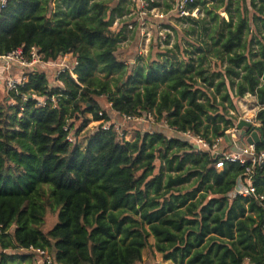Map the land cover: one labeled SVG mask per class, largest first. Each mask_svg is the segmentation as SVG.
<instances>
[{"label": "trees", "instance_id": "1", "mask_svg": "<svg viewBox=\"0 0 264 264\" xmlns=\"http://www.w3.org/2000/svg\"><path fill=\"white\" fill-rule=\"evenodd\" d=\"M161 1L170 11L174 0ZM213 1L202 19L174 13L190 23L187 37L199 29L206 39L188 41L191 50L150 51L131 66L117 48L126 26L140 36L139 27L133 20L111 29L131 12L127 0L8 1L0 55L36 48L49 62L70 54L76 77L61 73L52 88L45 73L29 69L17 93L0 90V264H35L22 251L31 247L62 264H140L149 246L173 264H264V164L254 170L255 194L243 197L234 190L248 164L224 160L218 169L223 154L179 136L190 131L213 145L236 126L228 108L253 95L264 137V0L193 7ZM31 95L47 97L46 105ZM102 96L119 115L151 114L173 135L126 140L100 124L78 141L89 123L110 121ZM86 114L69 142L65 125ZM47 207L57 222L45 232Z\"/></svg>", "mask_w": 264, "mask_h": 264}, {"label": "rangeland", "instance_id": "2", "mask_svg": "<svg viewBox=\"0 0 264 264\" xmlns=\"http://www.w3.org/2000/svg\"><path fill=\"white\" fill-rule=\"evenodd\" d=\"M112 1V0H111ZM128 6L130 7L131 12L122 17L116 19V22L111 27L112 30H117L118 26L120 25V21L122 23L124 21H127L128 24L131 23L133 20H137V15L134 14L136 11H138V8L136 7V2L133 4L132 0H127ZM161 4L160 12L166 13V5L160 0ZM174 3L171 2V4ZM220 4V3H219ZM139 5V3H138ZM212 5H217L216 1L208 2L206 5H201L200 7V15L199 18H204L206 8L211 7ZM172 7V5H171ZM135 11V12H134ZM221 16L228 17V15L224 12H221ZM190 23L187 20H184L183 18H179L174 15V13L169 14L163 22H160L157 18H155L154 14H150L146 19V25H145V35L142 37L138 36L136 34V30H128L126 26V30L124 33L125 39L120 43V45L117 48V56L120 60L127 63L129 66L139 61L142 56H147L150 51H153L154 53H158L161 51H165L166 49L172 48L176 44H180L181 47L184 49H192V40L196 42L197 41H203L206 39V37L201 38L200 30L195 29L193 34H191L189 37L186 35V29H188ZM158 26H161L162 28L166 29V31L163 32V35L160 36L157 32ZM168 41V42H167ZM188 41H192L189 43ZM194 43V42H193ZM195 47V46H194ZM257 46L253 45L252 49H256ZM251 49V50H252ZM253 51V50H252ZM196 57V56H195ZM56 63H70L72 62V58L70 54L65 55L64 57L59 58ZM39 72H43L47 75L49 80V86L54 88L59 86V82L57 81V72L58 67L56 66H46L43 64H36L33 68ZM22 73V69L17 68L16 66L9 74H4L2 77V74L0 73V80L3 81L7 77H16L20 76ZM101 78H104V74H99ZM0 90L2 92V95L7 97L8 92L6 91L4 85L0 86ZM97 102L99 106L101 107L102 111H105L110 116V121L105 123L106 125H110L114 127V130L118 133V135L121 138H125L126 140H132L136 136L137 133H145V132H154V131H160L165 132L169 136L173 135V131L169 129L165 124L156 121V118L154 116H146V114H143L141 116H138L136 118H133L132 120H128L123 118V116H119L117 113L112 111L111 105L108 103L107 98L102 96L97 98ZM235 106L236 110H232L228 108L229 114L234 117V122L236 126L230 130L227 131L225 136L223 137V141L220 142L219 149L216 150L215 155H224V154H231L235 153V151L232 150V147L239 142L241 139L240 131L237 129V126L241 120L249 121L252 123L253 127H259V123L256 122V115L259 111L260 107L257 105L256 97L253 95H246L243 99H236L235 100ZM90 114L83 115L80 119H72L70 120V124L73 128L72 131L78 130L83 121L82 119L90 118ZM97 123L91 122L88 124V126L81 132L78 141L84 140V137L86 135H89L91 132L95 130L97 127ZM251 131V130H250ZM249 131V132H250ZM248 133V132H247ZM246 133V134H247ZM242 152V149L239 151ZM157 166H159V163L157 162ZM47 189V188H46ZM57 222V214L54 213L50 208L47 207V214L45 217V223L41 227L43 231H48L50 228H52ZM154 242V239L151 238L150 243L152 244ZM150 244V245H151ZM140 264H172L171 262L165 261L161 254L155 253L154 250L149 246L146 248L143 252V259Z\"/></svg>", "mask_w": 264, "mask_h": 264}, {"label": "built area", "instance_id": "3", "mask_svg": "<svg viewBox=\"0 0 264 264\" xmlns=\"http://www.w3.org/2000/svg\"><path fill=\"white\" fill-rule=\"evenodd\" d=\"M9 0H0V11L6 6ZM135 2L138 5V11H134L137 15V20L135 21L136 25L139 27V35L142 37L145 35V25H146V19L150 14H154L155 18L158 20L165 19L169 14L171 13H177L181 17H192V18H199V15L201 13L200 7H193L194 0H174V3H172L171 10L164 14V12H160L159 7H150V3L154 2V0H135ZM129 28L128 30H134L135 26L132 24H129L127 26ZM158 33L160 36L163 35V32L166 31V29L162 28L161 26H158ZM36 64H43L46 66H56L58 67L57 75L59 76L61 73H64L66 71H69L72 76L75 78L76 76L72 73L73 65L75 63H56L55 61H49L45 62L43 60V56L38 53V50L36 48H32V50L29 53H25L23 49H18L16 51H13L7 55H0V68L3 69L0 70V73L2 74V77L4 74H9L14 67L22 69V73L20 76L16 77H7L3 83L0 80V85H4L6 91L8 93H17L19 88L22 87L28 80V74L27 71L30 68H33ZM33 99H36L38 102L37 106H45L47 103L48 98L47 97H37L36 95H31ZM25 99V97H24ZM52 103H56L55 97H52L50 99ZM116 113V112H115ZM100 115L103 113L100 112ZM119 115V113H117ZM123 116V118L132 120L133 118H136L138 116H126V115H119ZM146 116H153L151 114H147ZM68 123L65 125L64 130L68 133V141L71 143H75V132L72 131L73 128L71 124ZM97 123V127L102 124V128L108 129L110 128V125H106L105 121L101 120ZM166 125V124H165ZM260 126V124H259ZM96 127V128H97ZM256 127V126H255ZM95 128V130H96ZM258 129V127H256ZM180 137L186 139L190 143H192L197 149H207L209 151H212L213 153H216V150L219 149L220 142L223 141V137H219L216 139L213 143V145H210L208 142H206L204 139H202L200 136H196L190 131L180 133ZM256 145H246L242 152H235L231 154H224L223 158L220 159L216 167L218 169H222L224 167V160L231 161V162H239L242 165L248 164L246 167V173L245 178L241 181H239V184L234 190V193L237 195H241L243 197H249L252 194H255V189L253 188V174L256 167H262L264 164V150L257 152ZM261 200H264V197L260 198ZM1 233V228H0ZM25 253L32 254L35 258V264H62L58 263L54 260L52 255L48 250L45 249H39V248H29L28 250H22Z\"/></svg>", "mask_w": 264, "mask_h": 264}, {"label": "water", "instance_id": "4", "mask_svg": "<svg viewBox=\"0 0 264 264\" xmlns=\"http://www.w3.org/2000/svg\"><path fill=\"white\" fill-rule=\"evenodd\" d=\"M237 129L240 131L241 139H246L248 145H257L260 142H264V137L262 136L260 130L253 127L252 123L249 121L241 120Z\"/></svg>", "mask_w": 264, "mask_h": 264}, {"label": "crops", "instance_id": "5", "mask_svg": "<svg viewBox=\"0 0 264 264\" xmlns=\"http://www.w3.org/2000/svg\"><path fill=\"white\" fill-rule=\"evenodd\" d=\"M2 71L3 69L0 68ZM247 145L246 139H240L238 143H236L233 147L232 150L235 152H239L241 149H243ZM156 253V252H155ZM162 256V255H161ZM170 262V261H168ZM173 264V263H172Z\"/></svg>", "mask_w": 264, "mask_h": 264}]
</instances>
